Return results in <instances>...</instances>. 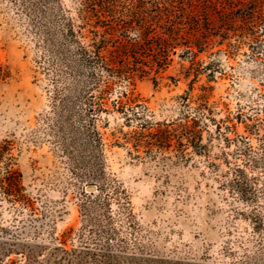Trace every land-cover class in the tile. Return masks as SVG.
<instances>
[{"label":"rangeland","instance_id":"1","mask_svg":"<svg viewBox=\"0 0 264 264\" xmlns=\"http://www.w3.org/2000/svg\"><path fill=\"white\" fill-rule=\"evenodd\" d=\"M197 1L125 77L82 55L136 34L97 0H0V264H264V0Z\"/></svg>","mask_w":264,"mask_h":264},{"label":"trees","instance_id":"2","mask_svg":"<svg viewBox=\"0 0 264 264\" xmlns=\"http://www.w3.org/2000/svg\"><path fill=\"white\" fill-rule=\"evenodd\" d=\"M118 1L120 0H97L99 6V15L97 17L99 20L102 17L110 19L109 22L112 19L111 27L116 28L117 32L120 30H134L136 33L134 38L122 36L123 39H126V42L123 44L119 42L118 49L116 48L117 50L113 52L114 55L111 54L109 57L101 55V51L96 52L97 58L86 50H81V52L90 62L101 60L105 64V69L121 76L126 77L123 72H126L125 69L129 66V58L133 57L137 60L136 56L143 45H148L150 51L162 53L166 59V54L169 53L170 48H174L178 42L184 39L185 33H188V27L189 30L194 29L196 32H201L203 23L209 26V11L204 7V2L199 3L197 0H129L133 2V8L129 12V18L126 21L117 19V10L121 5V1ZM245 16L246 19L253 20L254 14L250 12L245 14ZM191 22H194V25L190 26ZM227 22L229 23L230 20ZM224 23L226 21L222 20L221 24ZM189 33L194 36L193 32ZM186 47L185 52L187 55L195 54L193 46ZM119 59H123L121 61L122 66H116ZM182 134L188 146L193 147L196 153H203L205 148L200 143L199 136L194 135L190 127L184 128ZM12 175L14 173H10V176L5 179V181H8V186L4 185V181H0L1 187L8 196L11 195L14 188L18 187L16 179L13 180ZM23 250V253L26 252V254H23L25 257L24 264H32L37 257L36 252L29 250L27 244L23 245Z\"/></svg>","mask_w":264,"mask_h":264},{"label":"water","instance_id":"3","mask_svg":"<svg viewBox=\"0 0 264 264\" xmlns=\"http://www.w3.org/2000/svg\"><path fill=\"white\" fill-rule=\"evenodd\" d=\"M87 190H88L89 192H94V191H96V187H94V186H88V187H87Z\"/></svg>","mask_w":264,"mask_h":264}]
</instances>
